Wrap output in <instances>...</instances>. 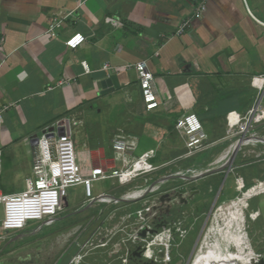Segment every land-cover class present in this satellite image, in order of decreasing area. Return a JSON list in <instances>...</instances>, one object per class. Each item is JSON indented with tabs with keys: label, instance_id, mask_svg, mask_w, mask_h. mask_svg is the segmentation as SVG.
<instances>
[{
	"label": "crops",
	"instance_id": "1",
	"mask_svg": "<svg viewBox=\"0 0 264 264\" xmlns=\"http://www.w3.org/2000/svg\"><path fill=\"white\" fill-rule=\"evenodd\" d=\"M82 1L76 9L75 0H0V37L5 38L0 110L6 108L0 125L2 194L24 190L33 175L34 138L57 125L70 127L87 173L112 164L116 139L125 140L134 156L156 149V165L168 161L164 154L179 157L185 149L176 122L194 114L212 147L190 164L205 166L213 150L227 145L225 150L235 140L230 129L254 107L264 111V91L259 95L254 82L264 75V0H208L200 19L194 14L200 0ZM60 17L63 25L52 38L47 28ZM77 33L86 37L85 44L68 50L65 41ZM141 61L147 62L161 98L149 112L136 73L124 69ZM255 126L262 136L264 112L257 111ZM259 142L256 150L264 149ZM240 155L234 152L229 165L236 166ZM257 163L249 169L255 181L261 178ZM82 206L77 214L97 208L86 210L84 201ZM104 208L91 213L95 230ZM61 243L74 246L65 237Z\"/></svg>",
	"mask_w": 264,
	"mask_h": 264
},
{
	"label": "built area",
	"instance_id": "2",
	"mask_svg": "<svg viewBox=\"0 0 264 264\" xmlns=\"http://www.w3.org/2000/svg\"><path fill=\"white\" fill-rule=\"evenodd\" d=\"M207 1L200 0L195 17L200 19L207 10ZM76 9L82 6V0H75ZM75 9V10H76ZM68 14L67 16H69ZM64 18H54L50 22L46 34L56 36L63 25ZM86 37L80 33L74 34L65 41L68 50L75 51L83 46ZM5 44V38L0 37V49ZM84 71L88 72L86 64L81 63ZM126 71L136 73L141 99L146 111H152L161 105V98L155 78L150 72L146 61L124 67ZM105 72L110 68L103 66ZM107 74L105 79H109ZM255 86L259 95L264 91V75L256 76ZM258 95V96H259ZM6 108L0 110V125ZM264 111L259 106L254 107L249 117L228 131L235 140L223 150L213 162L205 166L190 164L200 152L212 147L207 144V138L202 126L194 114L178 119L175 129L184 142V154L177 158L166 160L156 165L157 150H148L139 156H134L126 148L125 140L112 141L113 162L107 167H95L87 173L82 169L75 144L68 125H57L45 130L36 137L32 156L33 175L25 180L24 190L17 194L5 195L0 192V208L3 215L0 221V233H22L30 226H36L35 234L42 228L49 227L63 212V202L69 188L80 186L83 190L84 206L109 207L106 215L95 230L99 244L97 247L107 248L114 237L113 243L117 249L138 250L135 264H169L172 247L176 235L185 238L186 228L182 220L176 218V207L179 202L187 200L188 189L182 190L181 184L191 185L189 178L202 175L217 165H225L231 161V155L236 152L244 156L251 155L256 162L264 161V149H258L259 141H264V133L255 134V115ZM80 123L74 122L77 126ZM237 146V149L235 147ZM246 164L240 165L244 167ZM200 167H208L199 170ZM230 172L237 167L229 165ZM161 176L155 180L157 175ZM110 180L114 191L119 196L110 194H93V184L98 181ZM171 182H177L171 184ZM237 203L261 197L264 201V183L259 182L253 188H246L241 178L234 182ZM123 190V191H122ZM135 205L134 208L131 206ZM129 207V209H128ZM131 207V208H130ZM234 208H237V204ZM181 213V218L187 216ZM244 221H256L261 217L260 210L246 213L241 211ZM188 218V216H187ZM93 241V237L89 239ZM97 249V248H96ZM152 250L154 252L152 253ZM246 262H259L260 257H250L240 253ZM83 256H72L69 264H81ZM233 264V261H232Z\"/></svg>",
	"mask_w": 264,
	"mask_h": 264
},
{
	"label": "rangeland",
	"instance_id": "3",
	"mask_svg": "<svg viewBox=\"0 0 264 264\" xmlns=\"http://www.w3.org/2000/svg\"><path fill=\"white\" fill-rule=\"evenodd\" d=\"M226 146L213 150L212 158L210 156L211 160L208 162H213ZM163 157L170 160L174 155L164 154ZM261 160L257 163L261 165L258 170L261 176L259 181L253 180L251 170L249 171L250 163L255 161L254 158L251 155L245 158L240 155L235 166L237 168L232 172L228 168L230 162L220 164L202 175L189 178L191 185L181 184L182 190L188 189V197L187 200L178 203L176 218L182 220L187 234L185 238L176 235L169 264L212 263L216 257L227 258L230 253H240L249 256L248 258L264 257V201L261 197H256L237 203L234 187L237 178L242 179L246 188H253L259 182L264 183V161ZM160 161L159 157L155 163ZM242 164L246 166L239 169ZM206 169L208 167L199 168ZM160 176L158 174L155 180ZM100 193L120 195L114 191L110 180L93 184V194ZM83 201V190L80 186L69 188L63 202V212L59 216L60 221L52 227H44L38 234H35V225L28 227L22 234L1 232L0 264H69L72 256L78 255L84 257L81 264H135L137 257L134 254H139L138 250L111 248L114 247V239L117 236L109 241L111 242L109 247H97L99 242L94 237L96 226L91 223L93 219L91 213L97 211L99 207H93L91 210L88 207L86 210H90L89 213L83 211L77 214L78 210L83 209ZM236 204L237 208H234ZM257 209L260 210L261 217L249 223L244 221L241 211L249 214ZM184 211L187 212L188 218L186 215L181 218ZM59 237L61 240L64 237L70 239L74 246L70 248V243L64 246ZM92 237L93 241H90ZM145 264L149 263L145 261Z\"/></svg>",
	"mask_w": 264,
	"mask_h": 264
},
{
	"label": "bare ground",
	"instance_id": "4",
	"mask_svg": "<svg viewBox=\"0 0 264 264\" xmlns=\"http://www.w3.org/2000/svg\"><path fill=\"white\" fill-rule=\"evenodd\" d=\"M68 239V238H67ZM56 243V242H55ZM63 244V243H62ZM59 245V244H58ZM55 246V245H54ZM52 247V246H51ZM95 248V247H94ZM46 249V248H45ZM49 250V249H48ZM90 250V249H89ZM52 251V250H51ZM53 252V251H52ZM154 252V250H152V253ZM85 253V252H84ZM40 255V254H38ZM36 257V255H35ZM44 257V256H43ZM46 257V256H45ZM55 257V256H54ZM53 257V258H54ZM231 259L227 258H223V257H216L212 263H208V262H203L201 264H264V258L260 259L259 262L254 263V262H246V260L243 257H240L239 255H231L230 256ZM67 258V257H66ZM54 260V259H53ZM31 261H33L31 259ZM40 263V262H39Z\"/></svg>",
	"mask_w": 264,
	"mask_h": 264
},
{
	"label": "water",
	"instance_id": "5",
	"mask_svg": "<svg viewBox=\"0 0 264 264\" xmlns=\"http://www.w3.org/2000/svg\"><path fill=\"white\" fill-rule=\"evenodd\" d=\"M34 142L36 143V137L34 138ZM134 255H136V257H139V254H134Z\"/></svg>",
	"mask_w": 264,
	"mask_h": 264
},
{
	"label": "trees",
	"instance_id": "6",
	"mask_svg": "<svg viewBox=\"0 0 264 264\" xmlns=\"http://www.w3.org/2000/svg\"><path fill=\"white\" fill-rule=\"evenodd\" d=\"M22 233H24V232H22ZM22 233H21V234H22Z\"/></svg>",
	"mask_w": 264,
	"mask_h": 264
}]
</instances>
